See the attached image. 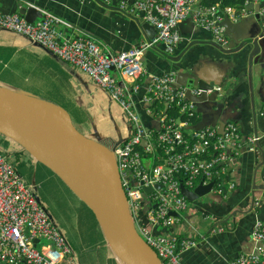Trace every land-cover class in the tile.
I'll use <instances>...</instances> for the list:
<instances>
[{"label": "crops", "instance_id": "crops-1", "mask_svg": "<svg viewBox=\"0 0 264 264\" xmlns=\"http://www.w3.org/2000/svg\"><path fill=\"white\" fill-rule=\"evenodd\" d=\"M121 1L125 0H0V13L19 14L22 8H34L68 23L70 27H59L64 36H88L105 53L118 54L156 36L143 29L147 23L140 16L121 12L117 7ZM245 20L232 35L236 48L228 53L213 43L210 32L196 27L190 18L184 20L178 26L182 41L172 56L167 57L160 46L144 53L146 74L138 81L139 90L135 92L132 88L130 92L132 86L123 81L146 130L158 132V113L147 114L143 103L149 75L176 74V86H182L197 73L206 88L217 91L218 99L207 108L208 103L201 105L205 109L197 114L196 125L219 129L233 123L243 140L259 137L252 149L244 142L233 158L230 156L235 150H230L223 175L226 178L223 194H217L214 186L212 195L189 203L186 212L174 215L176 223L162 231L199 244L181 256L183 264H230L239 255L253 254L259 248L252 238V229L255 221L264 224V28L257 18ZM0 53L1 63H12L7 78L10 82L18 79L14 71L27 74L30 70L39 85L26 78L24 82L42 88L48 100L26 94L56 105L59 103L53 101L62 102L82 119L84 114L87 124L84 120L79 127L88 138L112 149L129 137L125 114L87 75L27 38L3 29H0ZM4 74L1 71L0 76ZM190 132L185 129V134ZM0 142L3 146L4 141ZM200 182L202 179H197L192 189ZM98 246L103 248L100 253L93 257L86 251L78 264H122L105 240Z\"/></svg>", "mask_w": 264, "mask_h": 264}, {"label": "built area", "instance_id": "built-area-1", "mask_svg": "<svg viewBox=\"0 0 264 264\" xmlns=\"http://www.w3.org/2000/svg\"><path fill=\"white\" fill-rule=\"evenodd\" d=\"M204 1L207 0L121 1L118 9L140 16L156 30V36L118 54L105 53L100 44L88 36H64L59 27L70 25L51 14L43 13L41 19L29 23L19 14L0 13V29L27 38L56 59L87 75L126 114L130 135L113 148V154L134 226L163 264H183L181 256L199 245L193 239L176 238L166 231L162 233L177 221L171 214H181L189 209L181 185L192 190L197 179L214 180L216 193L223 194V175L230 150H235L230 156L233 158L244 142L252 149L259 137L243 140L233 123H227L221 134L217 128L208 127L188 136L183 131L187 123L168 121L166 112L162 113L158 132L146 130L134 110L133 101L119 86L111 70L138 91V81L146 74L142 62L144 53L160 46L166 56H172L182 41L178 26L189 18L196 27L210 32L213 43L224 51L228 50L229 41L219 23L225 17L236 22L254 16L262 19L264 28L261 0H243L240 6L224 8L217 3L205 5ZM249 6L256 10H249ZM174 82L173 74L149 75L143 103L150 107L158 101L167 104V108L177 109L179 114L194 117L193 106L185 100L187 87L175 91ZM213 91L207 90V94ZM190 92L197 95L201 91L190 88ZM146 112L150 113V110L146 109ZM155 185H160V189ZM147 187H152L153 192L145 198L143 190ZM252 238L259 243L256 252L241 254L230 264H264V249L260 246L264 244V224L261 221L254 222ZM0 264H77L64 234L49 220L30 187L1 152Z\"/></svg>", "mask_w": 264, "mask_h": 264}, {"label": "water", "instance_id": "water-1", "mask_svg": "<svg viewBox=\"0 0 264 264\" xmlns=\"http://www.w3.org/2000/svg\"><path fill=\"white\" fill-rule=\"evenodd\" d=\"M17 6L22 8L21 4ZM248 9L256 10L253 6H249ZM19 15L29 23L42 18V14L34 8H22L19 10ZM247 18L233 22L225 17L219 23V26L224 28V35L229 41L228 50L221 49L223 52L228 53L236 48L232 35L241 23L247 21L245 20ZM258 20L261 22L262 19ZM143 29L147 32L151 31L153 35L156 33V30L148 24H144ZM175 77L176 82L173 87L175 89L187 87L185 100L192 104L197 114L205 109L202 104L208 103L207 108L218 99L217 92L207 94V90L211 87L206 88L197 73L187 78L185 85L182 86H176V74ZM119 85L122 86V83L119 82ZM190 88H197L201 92L193 95ZM160 118L161 116L156 118L158 130ZM177 122L180 123L181 120ZM199 124L186 128L196 132L204 129L200 128ZM222 130L221 127L217 132L221 134ZM0 135L18 145L35 162L52 171L78 199L86 204L107 246L122 264H163L134 226L121 186L113 148L80 133L64 108L38 97L0 86ZM51 148H66L70 152L77 153L84 159V163L60 159L52 153ZM214 183L212 181L204 185L200 182L192 190L181 185V192L189 203H194L212 195ZM160 187L155 185L156 189ZM223 189L226 191L225 188ZM143 192L144 197L147 198L153 192V188H144ZM153 207L156 208V205ZM37 242L38 240L35 241ZM260 246L264 249V244Z\"/></svg>", "mask_w": 264, "mask_h": 264}, {"label": "rangeland", "instance_id": "rangeland-1", "mask_svg": "<svg viewBox=\"0 0 264 264\" xmlns=\"http://www.w3.org/2000/svg\"><path fill=\"white\" fill-rule=\"evenodd\" d=\"M0 86L22 94L27 92L23 86L15 82H0ZM77 130L86 134L83 128L78 127ZM1 139L4 141V145L0 146L1 154L8 157L22 181L30 187L34 199L49 220L61 229L77 264L86 251L93 257L95 253H100L103 248L98 245L104 240L103 234L86 204L78 199L52 171L37 162H34V165L32 158L18 145L0 135Z\"/></svg>", "mask_w": 264, "mask_h": 264}, {"label": "trees", "instance_id": "trees-1", "mask_svg": "<svg viewBox=\"0 0 264 264\" xmlns=\"http://www.w3.org/2000/svg\"><path fill=\"white\" fill-rule=\"evenodd\" d=\"M216 3L219 4L220 8H224L225 6H234L235 7V6H240L243 3V0H207V1H204L205 5H212V4H216ZM2 60H3V55H1V53H0V73H1V71H5V74L3 75V77L0 76V82L9 83L10 81L7 79L9 77L8 71L13 66H11L12 63H9L7 65H5L4 63H1ZM14 67H15V65H14ZM14 72H16L15 75L18 76V79L16 80L15 83L23 86L26 89L27 93H30L32 95H35V96H38L40 98L48 100V97L46 96V94L41 90L42 88H39V87L37 88L31 84H27L24 82V78H26L29 80V82H31L33 84L36 83L37 86L39 85V80H37V78H35V76L30 74V70L27 74L24 72H19V71L18 72L14 71ZM44 89H46V88H44ZM53 102H55L57 104L59 103L60 106L62 108H64L70 114L72 121L74 122V125L76 126L77 129L80 126V124H82L84 122V120L86 122L87 118L84 114H83L84 119H82L79 117L80 116L79 114L71 111L62 102H59V101H53ZM156 106L158 109H163V106L159 103ZM166 116H167L166 118L168 121L171 120L173 122H177V120L180 119L181 121L188 123V126H195L198 123V119H196L197 115H196V117L188 118L182 114H179L177 112V109H174V108H168L167 112H166ZM85 124H87V122ZM218 182L221 183V181H218Z\"/></svg>", "mask_w": 264, "mask_h": 264}, {"label": "clouds", "instance_id": "clouds-1", "mask_svg": "<svg viewBox=\"0 0 264 264\" xmlns=\"http://www.w3.org/2000/svg\"><path fill=\"white\" fill-rule=\"evenodd\" d=\"M261 2H262V0H261ZM262 6L264 7V5L262 4ZM23 17V16H22ZM42 17H43V13H42ZM229 19V18H228ZM143 60V59H142ZM144 66V65H143ZM112 73V75L117 79V76H116V74L119 76V77H121L120 75H119V73H117L115 70H113V72H111ZM115 75H114V74ZM174 76H175V74H173ZM122 78V77H121ZM124 80H126V79H124V78H122V81H119L118 79H117V81H118V84H119V82H121L122 83V86L121 85H119L120 87H122L123 89H125V91H126V93H127V95L129 96V91L127 90V88H126V86L123 84V81ZM127 82V81H126ZM175 82H176V77H175ZM175 82H174V84H175ZM129 83V82H128ZM131 86H133L131 83H129ZM173 84V85H174ZM174 88V87H173ZM179 88H184V87H179ZM178 88V89H179ZM178 89H175L174 88V90L176 91V90H178ZM197 89V88H196ZM212 89H214V88H209L208 90H212ZM131 90H132V87H131V89H130V92H131ZM213 92H217V91H213ZM159 102L158 101H156V102H154L153 104H151V106L150 107H148V106H145V111H146V109H151L150 110V113H147V114H151L152 112H157L158 113V116H161L162 117V113L163 112H167V104H166V106H165V103H163V104H161V103H159V104H161L162 106H163V109L161 110V111H158V108H157V104H158ZM192 105V104H191ZM119 106V105H118ZM119 108H120V106H119ZM167 108V109H166ZM194 108V107H193ZM121 109V108H120ZM135 110V109H134ZM135 112H136V110H135ZM137 113V112H136ZM138 114V113H137ZM194 117H196V115H197V113L195 112V108H194ZM126 115V114H125ZM139 115V114H138ZM157 116V117H158ZM127 117V116H126ZM140 117V116H139ZM161 119V118H160ZM128 120V119H127ZM140 120H141V118H140ZM178 120H180V119H178ZM177 120V121H178ZM142 121V120H141ZM160 121V120H159ZM181 122H183V121H181ZM180 122V123H181ZM128 123H129V121H128ZM178 123V122H177ZM180 123H178V124H180ZM143 124V123H142ZM160 125V124H159ZM144 126V125H143ZM186 127H189L188 126V123H187V126H185V127H183V131H184V133H185V129H187ZM145 128V127H144ZM205 129V128H204ZM203 130V129H202ZM192 131V130H191ZM201 131V130H200ZM196 131H192V132H190L189 134H191V133H195ZM198 132V131H197ZM189 134H186V135H188L189 136ZM31 158V157H30ZM226 165H227V163H226ZM224 166H225V164H224ZM226 178L223 176V180H225ZM203 181V180H202ZM214 181V180H213ZM204 182V181H203ZM212 182V181H211ZM215 182V181H214ZM214 186H215V183H214ZM225 188V187H224Z\"/></svg>", "mask_w": 264, "mask_h": 264}, {"label": "bare ground", "instance_id": "bare-ground-1", "mask_svg": "<svg viewBox=\"0 0 264 264\" xmlns=\"http://www.w3.org/2000/svg\"><path fill=\"white\" fill-rule=\"evenodd\" d=\"M52 153L60 159L68 162L84 163V159L77 153L70 152L66 148H51Z\"/></svg>", "mask_w": 264, "mask_h": 264}]
</instances>
